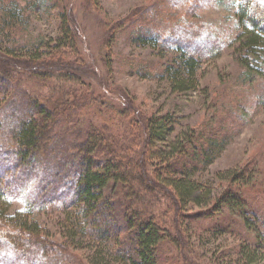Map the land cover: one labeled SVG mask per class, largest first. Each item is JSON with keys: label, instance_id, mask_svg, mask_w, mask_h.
I'll return each instance as SVG.
<instances>
[{"label": "rangeland", "instance_id": "obj_1", "mask_svg": "<svg viewBox=\"0 0 264 264\" xmlns=\"http://www.w3.org/2000/svg\"><path fill=\"white\" fill-rule=\"evenodd\" d=\"M237 8L233 0H0V60L20 64L5 79L7 89L0 91V145H6L9 137L7 123H2L13 97L16 103L32 99L62 114L52 126L54 154L64 149L73 153L86 140V130L103 126L114 130L120 143L145 153V120L164 118L170 132L155 142L156 148L167 151L169 143L185 136L192 139L184 142L188 151L197 146L217 148L211 163L193 160L188 169L162 171L175 177L188 173L210 187L214 199L209 205L190 203L178 212L168 189L154 183V192H148L160 197L156 222L180 240V244L161 240L158 264H264V54L250 57L254 71L240 62L235 52V39L242 30ZM64 15L78 27L72 45L61 43ZM139 28L157 36L158 45L136 40ZM213 41L220 45L216 54L200 56V46ZM183 43L201 65L197 87L176 91L168 67ZM28 57L40 60L21 65ZM67 65L75 67L77 78L61 75ZM69 86L78 92L60 104L61 90ZM182 156L177 153L173 160ZM138 157L130 151L118 153L117 160L131 164L141 190L147 184L142 182L145 171L129 162ZM154 163L146 165L150 179L155 176ZM227 170L241 172V179H220ZM41 175V181L49 179L47 173ZM17 189L8 213L15 217L24 212L29 222L38 223L42 238L63 243L64 263L93 264L99 253L108 264H126L113 257L124 248L127 229L110 240H98L82 232L79 224L85 219L77 223L76 205L48 203L28 213L26 195ZM227 193L245 203L243 210L230 204L213 208L215 197ZM134 205L141 216L150 214L147 208L143 211L142 201ZM89 222L86 227L94 229V222ZM244 249H256L257 261L248 263Z\"/></svg>", "mask_w": 264, "mask_h": 264}, {"label": "trees", "instance_id": "obj_2", "mask_svg": "<svg viewBox=\"0 0 264 264\" xmlns=\"http://www.w3.org/2000/svg\"><path fill=\"white\" fill-rule=\"evenodd\" d=\"M233 1L238 7L236 11L238 23L242 26V30L235 39L238 42L235 52H238L240 62L248 66L250 71H254L255 69L250 65V57L262 58L264 54V2L240 0L241 3L236 4L239 0ZM64 28L65 36L61 43L72 45V36L73 33L78 34V27L74 20L66 15H64ZM151 33L139 28L136 40L139 39L142 44L152 43L157 46L159 39L157 36H151ZM216 44L214 41L205 42L200 46V56L207 53L210 56L215 55L220 47ZM177 51L180 53L179 56L168 67L172 90L186 91L196 88V73L201 65L200 58L196 57L195 52L192 53L191 48L184 43L177 46ZM25 59L22 63L20 62L21 65L40 60L33 57ZM17 61L8 65L0 60V74L5 76L0 77V91L7 89L8 84L5 79L10 76L11 70L20 68ZM67 67L60 70L62 76L76 78L79 76L75 67L73 68L72 65ZM76 90L75 87L73 89L70 86L62 89L58 98L60 104L68 103V98L78 92ZM15 99L14 97L11 99L9 103L11 110L8 111L5 122L2 123V125L7 123L9 131L6 130V132L9 137L5 138L6 145H0V264H66L62 260L66 250L63 243L58 244L48 238H42V230L38 223L29 222L24 212H17L15 217L8 213L9 203L13 199L11 195L18 190L17 188L26 195L30 207L28 213L36 208H44L48 203L63 206L76 205L80 211V218L76 222L79 224L81 219H85L82 225L79 224L82 232L90 233L98 240H110L111 237L119 236L123 228L127 229L128 238L121 243L124 248H121L113 257L114 260L126 264H158L160 252L158 248L161 240L180 244L177 237L174 238L167 228L161 227L155 220L161 202H159V196L148 193L154 188V183L163 186V189H168L173 194V199L178 204L176 206L178 212L183 211L190 203L205 206L213 201V190L191 179L190 174L186 173L187 176L180 177L164 176L162 171L175 173L182 167L188 169L193 160H206L207 163H211L216 153V145H210L209 150L197 146L192 151H188L184 147V142H191L192 139L185 136L178 142L169 143L166 147L167 151L156 148L155 142L170 132L164 118L150 117L145 120V153H142V150L141 152L131 150L130 143H120V138L115 136V131L103 126L102 130L96 128L86 130V140L77 144L73 153L69 154L64 149V153L54 154L56 137L53 136L52 126L62 114L53 113L35 104L32 99H24L20 103H16ZM107 103L110 104V102ZM130 151L134 156L139 157L136 160L130 159L129 162L134 165L137 162L136 164L145 171L143 173L145 181H142L147 182L145 189L142 186L139 190L140 185L135 184L136 178L133 177L135 175L131 164L125 163L124 160H117L118 153L124 154ZM177 153L180 155L183 153V156L173 160ZM144 157H147L148 161ZM182 159L188 160L189 163L186 161L182 163ZM151 161L156 163H154L155 176L150 179L145 169L147 162ZM43 172L48 174L49 179L46 181H41ZM238 174L242 173L227 170L219 178L235 181L241 179L239 177L242 175ZM154 190L152 189L153 192ZM171 193L169 195L172 198ZM116 196L119 197L118 200L123 201L111 199ZM215 199L217 200L214 201L215 209L219 205L227 204L241 210L245 206V203L230 193ZM137 201H142L143 211L148 209L150 214L145 217L141 216L137 210L135 211L134 204ZM115 206L119 209L118 213ZM90 219L94 222L92 230L86 227ZM118 221L120 224L115 225L114 230V224ZM247 250L244 249L243 252L246 254L244 256L248 263L256 262L259 257L256 249ZM93 262V264H108L107 261L105 262V257L99 253Z\"/></svg>", "mask_w": 264, "mask_h": 264}]
</instances>
